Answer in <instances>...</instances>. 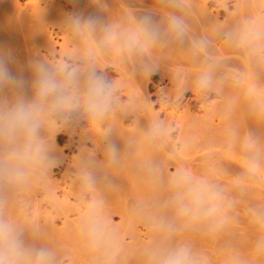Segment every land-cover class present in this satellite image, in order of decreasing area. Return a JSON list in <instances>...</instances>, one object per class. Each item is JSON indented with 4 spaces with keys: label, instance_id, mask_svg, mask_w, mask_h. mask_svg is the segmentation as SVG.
Instances as JSON below:
<instances>
[{
    "label": "bare ground",
    "instance_id": "obj_1",
    "mask_svg": "<svg viewBox=\"0 0 264 264\" xmlns=\"http://www.w3.org/2000/svg\"><path fill=\"white\" fill-rule=\"evenodd\" d=\"M72 12L99 17L116 31L146 13L163 31L175 14L183 18L187 34L183 40L165 36L146 54H127L102 46L100 28L91 33L71 29L66 19ZM248 28L264 33V0H0V48L12 53L14 74L30 81L32 61L59 64L64 56L80 67L91 63L117 89L115 108L103 120L81 113L70 121L53 118L42 128L52 167L59 163L67 173L75 171L63 184L49 182L61 190L53 210L37 207L30 215L25 204H15L9 192L15 187L0 186L6 203L0 212L25 228L28 243L34 242L33 231L39 233L38 243L55 249L59 264L66 257L69 264H149L146 252L156 243L186 244L200 264H264V35L244 46L227 38ZM208 66L212 86L202 89L197 79ZM156 76L169 88L155 86L151 79ZM26 95L31 98L30 88ZM211 96L216 100L208 103ZM155 97L159 110L154 112ZM12 100L13 94L6 93L5 102ZM155 125L160 128L153 139L147 134ZM62 136L68 152L77 153L69 160L55 145ZM110 144L118 149L115 163L108 155ZM253 159L258 166H250ZM51 165L37 169L44 181L51 179ZM85 165L95 176L93 188L85 184ZM180 171L206 178L222 192L225 211L218 226L188 222L166 206L169 178ZM96 199L104 201L103 216L113 236L110 256L88 248L79 233ZM115 216L118 225L111 223ZM161 218L175 226L171 237L159 230Z\"/></svg>",
    "mask_w": 264,
    "mask_h": 264
},
{
    "label": "clouds",
    "instance_id": "obj_2",
    "mask_svg": "<svg viewBox=\"0 0 264 264\" xmlns=\"http://www.w3.org/2000/svg\"><path fill=\"white\" fill-rule=\"evenodd\" d=\"M67 25L77 33H91L100 28L103 32L101 45L115 46L116 50L127 54H146L163 38L183 40L187 26L179 15H169L166 29L162 31L150 13L141 16L134 25L116 31L102 24L99 17H84L72 12L67 16ZM259 29L248 28L239 34H227V38L238 45H251L261 39ZM205 46L204 41L199 42ZM12 53L0 48V186L20 187L26 185L37 169L46 171L53 163L48 148L41 137V130L53 118L70 121L83 113L91 120L106 118L116 105V86L98 72L91 63L80 67L68 62L49 64L34 60L30 64L31 80L22 74H14L9 64ZM150 71V69H145ZM211 66L206 67L197 79L198 87L207 89L212 86ZM32 91L28 98L26 91ZM13 94L11 103L5 102L6 93ZM155 125L147 134L155 138L159 132ZM254 141L249 146H254ZM110 161L118 160L115 144L108 148ZM251 167L257 161L252 160ZM85 184L93 188L96 179L85 165L83 173ZM169 198L166 206L174 209L178 218L188 222H207L218 226L225 211L222 192L206 178L194 177L187 171H180L169 178ZM3 200H0L2 206ZM103 199L94 200L88 212L81 219L79 233L85 245L93 251H101L105 256L112 252L113 236L103 216ZM159 230L167 237L176 231L175 226L163 218ZM33 243H28L25 228L0 212V264H59L55 249L40 244V234L31 233ZM149 264H200V260L186 244L165 247L156 243L146 252Z\"/></svg>",
    "mask_w": 264,
    "mask_h": 264
},
{
    "label": "rangeland",
    "instance_id": "obj_3",
    "mask_svg": "<svg viewBox=\"0 0 264 264\" xmlns=\"http://www.w3.org/2000/svg\"><path fill=\"white\" fill-rule=\"evenodd\" d=\"M231 10H232V8H231ZM55 36H53V39L55 40V41H58L57 39L58 38H54ZM59 43H60V40L58 41ZM67 49H71V47H67ZM59 50H60V48L56 45V46H54V54H53V57H54V61H58L59 60V58H60V55H59ZM62 57V59H63V61L65 62L66 61V59H65V57L64 56H61ZM106 73H109V75H111L114 79H117L118 77L111 71V70H106L105 71ZM157 79V80H156ZM158 76H156V77H154V79L152 78L151 79V81L153 82V83H155L154 85L155 86H158V88H163L164 87V89H167V88H169V85L167 84V82H160V81H158ZM160 82V83H159ZM162 83V84H161ZM165 84H167V85H165ZM160 85V86H159ZM152 92V94L154 93V90H151ZM188 98H190V94H187L184 98H183V103H185L187 100H188ZM155 99V100H154ZM152 98L151 100H152V102H154L153 103V110H154V112L155 111H157V110H159V108H158V104H156L157 102H156V97L155 98ZM125 99H123V101H124ZM216 99H215V97H212L211 96V98L209 97L208 98V103L209 102H214ZM125 103H128V102H126L125 101ZM155 105H156V107H155ZM128 124H130L129 122H127ZM57 124H58V126L60 125V123L59 122H57ZM81 125L83 126L84 124L83 123H81ZM176 136V133L174 132V133H172L171 134V139L173 140H175V137ZM62 138L64 139V140H62V143H61V141H58V143L56 142V146H57V148L59 149V150H61L62 151V153H63V156H65V157H67V160H69V158H71V156H76V151L73 149V150H71V152L69 151L68 152V150L66 149V147H65V141H66V136H62ZM177 146V149H179V145L177 144L176 145ZM89 147V146H88ZM67 162V161H66ZM58 164V165H57ZM57 165V166H56ZM53 166H55V167H52V165H51V174H50V176H51V179H50V181L48 180V181H44V179L42 178V173H40V172H38V170H36L35 172H38L37 173V175H38V177H34V175H32V177L35 179H33L34 181L33 182H28L25 186H20V187H15V188H13L11 191L9 190V192L12 194V196L14 197V199H16L15 201V204L16 203H18V204H20V205H24L25 204V206L27 207L26 209H28V211H29V209H30V211L28 212L30 215H31V211H33V210H35L37 207H39V208H42L43 210H44V208H47V211H52L53 209H51V208H53V205H55L54 204V199H55V197H60V194H61V190H60V188L58 189V190H54V188L52 187V186H49L50 185V183L49 182H51V183H53V180L55 181V183L56 184H63V181H65V180H69V178H74V176H75V171L73 170V169H71L70 168V173L68 172H66L65 170H63L62 168H61V166L62 165H60L59 163H56V164H53ZM65 171V172H64ZM119 171V170H118ZM117 171V173H116V171H115V174L117 175L118 173L120 174V172H118ZM169 172L170 173H172L173 171L170 169L169 170ZM66 173V174H65ZM35 174V176H36V173H34ZM64 174L66 175V176H68V178H66V176H64ZM62 176H63V178H62ZM117 176H120V175H117ZM31 179V178H30ZM65 179V180H64ZM32 180V179H31ZM31 180H29V181H31ZM52 180V181H51ZM46 183H49V184H46ZM47 186H49L48 187V189L46 188ZM60 186H62L63 187V185H60ZM6 187V186H5ZM52 187V188H51ZM8 189H11V187L9 188V187H7ZM53 189V192L54 191H56V193L54 192H52L51 190ZM4 191H8L6 188L5 189H3ZM3 191V192H4ZM52 194V195H51ZM54 194H55V196H54ZM2 195V196H1ZM3 196H4V194L2 193V191H1V189H0V197H2L0 200H2L3 199ZM57 197V198H58ZM53 198V199H52ZM61 198V197H60ZM52 199V200H51ZM59 199V198H58ZM18 201V202H17ZM42 202V203H41ZM70 202L71 203H74V200L71 198L70 199ZM38 203H40V204H38ZM49 203V205H47ZM6 204V203H5ZM5 204H2V206L0 207V209H3V207L4 206H6ZM38 205V206H36V205ZM4 205V206H3ZM17 205V204H16ZM42 205V206H41ZM24 206V207H25ZM32 206V207H31ZM33 206H34V208H33ZM30 207V208H29ZM31 208H32V210H31ZM70 218L72 219V218H75V215H71L70 216ZM113 225H118L119 223H120V220H119V218L118 217H114V218H112V222H111ZM56 225H57V227L58 228H60L61 227V222L60 221H57L56 222ZM138 229H140V227L138 228ZM126 242H129V239L128 238H126L125 239V243ZM62 264H69V262H68V258L66 257V258H64L63 260H62Z\"/></svg>",
    "mask_w": 264,
    "mask_h": 264
}]
</instances>
